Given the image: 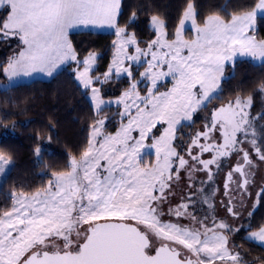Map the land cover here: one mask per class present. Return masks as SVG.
Masks as SVG:
<instances>
[{"label":"snow or ice","instance_id":"obj_1","mask_svg":"<svg viewBox=\"0 0 264 264\" xmlns=\"http://www.w3.org/2000/svg\"><path fill=\"white\" fill-rule=\"evenodd\" d=\"M0 50L5 106L60 76L83 105L33 129L38 182L0 143V264H264V0H0Z\"/></svg>","mask_w":264,"mask_h":264},{"label":"trees","instance_id":"obj_2","mask_svg":"<svg viewBox=\"0 0 264 264\" xmlns=\"http://www.w3.org/2000/svg\"><path fill=\"white\" fill-rule=\"evenodd\" d=\"M158 2L163 5L168 3V0H158ZM76 39H95V37L77 36ZM2 59H4V53L0 50V60ZM245 74H251L248 65H242L238 69V79ZM235 83L236 81L231 82V84ZM231 84H226L225 87H230ZM22 85L17 86V90L11 95L16 107L5 106L2 102V92H0V117H2L5 108L15 113L24 110L23 115L12 117L19 123V127L15 132L9 130L6 133L3 128H0V143L6 142L18 153L16 168L12 171L13 179L38 182L37 178L31 174L33 166L29 137L33 134V129L46 124L49 117L54 115L60 121L57 127L60 140L72 141L80 134V126L73 121L80 114L83 105L80 103L79 93L74 92L72 84L64 76L50 81L35 80ZM259 103L258 98L257 104ZM5 137H7V140H5ZM45 148L50 153L56 154L57 157L64 151L62 143H53L50 146L45 144ZM262 214L264 212L257 213V220ZM259 254L260 252L257 249L252 255L257 256Z\"/></svg>","mask_w":264,"mask_h":264},{"label":"rangeland","instance_id":"obj_3","mask_svg":"<svg viewBox=\"0 0 264 264\" xmlns=\"http://www.w3.org/2000/svg\"><path fill=\"white\" fill-rule=\"evenodd\" d=\"M36 80L49 81V80H43V79H41V78H37ZM34 81H35V80H34ZM31 82H33V81H30V80H24V81H22V84H24V83H31Z\"/></svg>","mask_w":264,"mask_h":264},{"label":"crops","instance_id":"obj_4","mask_svg":"<svg viewBox=\"0 0 264 264\" xmlns=\"http://www.w3.org/2000/svg\"><path fill=\"white\" fill-rule=\"evenodd\" d=\"M25 84V83H24Z\"/></svg>","mask_w":264,"mask_h":264}]
</instances>
